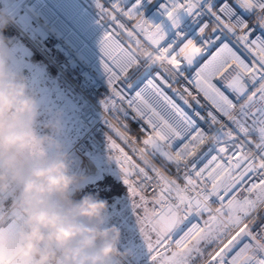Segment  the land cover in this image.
<instances>
[{
  "label": "snow or ice",
  "instance_id": "6c2138e0",
  "mask_svg": "<svg viewBox=\"0 0 264 264\" xmlns=\"http://www.w3.org/2000/svg\"><path fill=\"white\" fill-rule=\"evenodd\" d=\"M94 2L103 27L100 50L109 61L100 62L108 86L101 101L105 120L143 164L108 138L109 148L119 153L109 159L127 186V195L109 206L111 221L122 231L121 248L130 253L125 264H264V0H106L109 7ZM149 5L156 8L152 19L145 18ZM205 15L212 18L207 37L210 25L200 22ZM122 18L136 23L129 28ZM107 21L116 28L109 31ZM254 28L262 34L250 39ZM124 33L128 47L119 39ZM232 38L254 56L251 65L234 50ZM169 57L176 67L162 63ZM179 59L199 65L185 79L211 108L183 100L184 92L191 95L188 88H172L184 76ZM157 61L160 72L154 74ZM215 77L222 78L224 91ZM129 110L151 129L140 141L143 147L117 127ZM204 145L207 151L201 152ZM212 152L217 155L200 167ZM98 191L111 189L101 182Z\"/></svg>",
  "mask_w": 264,
  "mask_h": 264
},
{
  "label": "clouds",
  "instance_id": "9594fccd",
  "mask_svg": "<svg viewBox=\"0 0 264 264\" xmlns=\"http://www.w3.org/2000/svg\"><path fill=\"white\" fill-rule=\"evenodd\" d=\"M10 22L0 14V264H125L108 201L81 195L86 177L60 139L62 112L41 122L36 89L11 67Z\"/></svg>",
  "mask_w": 264,
  "mask_h": 264
},
{
  "label": "built area",
  "instance_id": "2783aa9c",
  "mask_svg": "<svg viewBox=\"0 0 264 264\" xmlns=\"http://www.w3.org/2000/svg\"><path fill=\"white\" fill-rule=\"evenodd\" d=\"M101 2L105 3L106 7H109L106 0H101ZM148 9L145 10V18L152 19L156 15V8L149 5ZM48 11L55 15V21L64 30L65 36L51 25V20L47 14ZM25 12L36 16L37 22L48 31L49 35L47 38H44L30 23L26 22L22 16ZM0 14H4L10 18L11 22L9 26L14 29L15 37L32 46L42 58L46 64L47 76L56 82L66 84L71 92L81 101L82 108L76 116V123L80 131L77 139L67 151L73 160V170L76 172L80 161L95 154L104 156L109 161L115 162V159L110 160L109 157H115L119 153L117 150L109 148V137L123 148L129 156H132V159L136 163L143 166L138 156L133 154L131 147L115 131L109 128L105 120L107 113L104 114L101 101L108 93V86L107 77L103 72L100 62L109 63V61L103 52H101L99 46V40L103 35V27L98 23V10L95 7L94 0H0ZM121 22L126 23L129 28L136 23L135 20H127V18H122ZM200 22L201 24L206 22L210 25L204 34L205 37L212 35V18L205 15L201 18ZM249 23L250 26H254L255 17H250ZM106 27L111 31L116 28V25L111 21H107ZM196 32L199 33V27H196ZM261 34L262 30L254 28L250 39H254ZM138 38L147 43L144 41L142 35ZM119 39L125 47H128L129 42L126 38V33L120 36ZM232 39L233 45H235L234 50L241 56V59H244L246 63L251 65L254 56L245 50L242 45L236 44L234 38ZM180 47H183V44H180ZM197 47H203V45L197 43ZM177 51H179V48H177ZM215 51L216 49L212 48V52L214 53ZM140 55L142 56L141 53ZM156 55L158 53H154V56ZM170 59L169 57L162 63L168 68L176 67L175 63H169ZM160 63L158 61L154 66V74L155 72H160ZM179 67L185 69L184 76L178 77V83L169 81L172 83V88L180 89L181 91L183 88H188L191 95L184 92L183 100H188L189 102L200 100L205 108H211V105L204 100L202 94L198 93L195 89L194 84H189L185 79V77L189 79L194 77L199 65L194 63L192 66H186V62L183 59H179ZM160 74L166 75L162 72ZM225 76H227V73H225ZM221 79V77H215L213 78V83H216L217 87H221V90L224 91V87L219 82ZM117 83L120 87H123L121 82L118 81ZM140 86L143 87L144 85L141 84ZM165 91L177 104L188 110L183 104L181 97L172 89L166 87ZM226 94L228 93L226 92ZM230 98L233 97L230 96ZM200 110L202 115L206 114L204 109ZM212 110L215 111L214 109ZM133 116H135V113L129 110V117H121V123L117 127L120 128L121 132H126L129 137L135 138L139 147H143L140 141L146 138L145 132L150 133L151 129L143 119L139 117L132 119ZM113 123L115 124L116 121H113ZM124 124L128 126L127 129L123 127ZM200 151H207V145L201 146ZM212 155H217V153L212 152L199 166L202 167L204 163H207ZM220 155L226 156L228 153H221ZM154 163L159 165L156 159H154ZM169 174L175 175V167L169 170ZM244 242L248 241L245 240Z\"/></svg>",
  "mask_w": 264,
  "mask_h": 264
},
{
  "label": "rangeland",
  "instance_id": "374dc122",
  "mask_svg": "<svg viewBox=\"0 0 264 264\" xmlns=\"http://www.w3.org/2000/svg\"><path fill=\"white\" fill-rule=\"evenodd\" d=\"M47 14L48 18L51 20V25L55 27L58 32L62 33L65 36L64 30L55 21V15L53 13L51 14V12L49 11ZM28 15L29 16L27 18L24 17L26 22L30 23L34 27V29L44 38H47L49 33L48 31L44 30V27L42 28L41 25L40 27L38 26L36 16L34 14L31 15L30 13ZM13 39L16 38L11 37L9 39L11 43H8V47L12 54L11 67L14 71L22 72L27 77L30 86L36 89L38 94V103L40 105L41 122L48 119L50 111L58 110L62 112L63 134L60 139L64 143L66 151H68L77 139L80 131L76 123V116L79 110L82 108L81 101L75 94H73V92H71L66 84L56 82L47 76L46 64L42 59L37 58L35 52L30 46H26V44L22 41L21 43H19V45H14L12 43ZM102 158L106 160V171L113 172L114 174L119 176V165L116 164L118 168H115L114 163L116 162L111 163L104 156H102ZM173 167L174 166H172L170 169H172ZM88 181L92 182V180ZM123 198L124 197H122V199ZM118 200H121V198L117 199L116 201ZM133 221H135L134 216ZM175 238L176 237H174V239ZM153 239H155L154 234ZM214 247L215 245L209 246L208 251H212Z\"/></svg>",
  "mask_w": 264,
  "mask_h": 264
},
{
  "label": "trees",
  "instance_id": "16d2710c",
  "mask_svg": "<svg viewBox=\"0 0 264 264\" xmlns=\"http://www.w3.org/2000/svg\"><path fill=\"white\" fill-rule=\"evenodd\" d=\"M3 35L7 38V40H9L11 37L15 36V31L11 26L8 25L3 32ZM35 54L37 58L41 59L37 52H35ZM156 161L160 164L159 158H156ZM101 182L108 185L111 191H98V186L101 184ZM85 192L98 194L99 197L108 201L109 206L111 203L116 202L117 199H122V197L127 195L126 187L109 174L103 175L101 178L94 182L85 183V185L82 187L81 195Z\"/></svg>",
  "mask_w": 264,
  "mask_h": 264
},
{
  "label": "crops",
  "instance_id": "0c3cea01",
  "mask_svg": "<svg viewBox=\"0 0 264 264\" xmlns=\"http://www.w3.org/2000/svg\"><path fill=\"white\" fill-rule=\"evenodd\" d=\"M28 14H27V12H25V13L22 14V16L27 18L29 16ZM40 25L41 24L38 23L39 27H40ZM42 28H43V26H42ZM43 29L46 30L45 28H43ZM8 43L10 44L11 41L9 40ZM12 43L14 45H19V43H21V40L19 41V39L17 40V38H16V39H13ZM27 45L30 46L29 44H26V46ZM30 47L32 48V50L34 52H36L32 46H30ZM109 162L113 163L112 161H109ZM114 167L118 168L116 163H114ZM76 172L79 173V174L84 175L86 177V180H87L86 182H89L88 180H92V182H94V181L98 180L99 178H101L103 175H106V174H109V175H111L113 177H116L117 180L120 181L119 176H117L113 172L106 171V160H104L101 155H97V154L92 155V156H88L84 160L80 161L78 163V165H77ZM126 189H127V186H126Z\"/></svg>",
  "mask_w": 264,
  "mask_h": 264
}]
</instances>
